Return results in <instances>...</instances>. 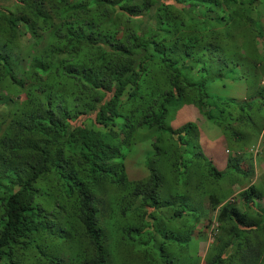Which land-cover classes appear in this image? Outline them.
Returning a JSON list of instances; mask_svg holds the SVG:
<instances>
[{"label":"trees","instance_id":"obj_1","mask_svg":"<svg viewBox=\"0 0 264 264\" xmlns=\"http://www.w3.org/2000/svg\"><path fill=\"white\" fill-rule=\"evenodd\" d=\"M227 76L247 78L250 101L206 92ZM261 79L264 0H0V264H106L120 232L141 264H172L169 244L193 264L210 212L203 264H264V174L231 196L264 126ZM181 105L221 131L237 155L226 171L195 124L170 127ZM142 142L147 174L131 180L125 158ZM70 220L89 249L73 258Z\"/></svg>","mask_w":264,"mask_h":264},{"label":"rangeland","instance_id":"obj_2","mask_svg":"<svg viewBox=\"0 0 264 264\" xmlns=\"http://www.w3.org/2000/svg\"><path fill=\"white\" fill-rule=\"evenodd\" d=\"M259 48L260 45L257 44V49L259 50ZM19 64H21L20 61ZM257 86H262L264 88V79H261L259 85ZM205 90L212 97L226 98L228 101H232L233 104L247 103L248 101H250V98L253 95V87L248 85L247 78L230 79L228 76L224 77L222 80H215L207 84ZM252 101L253 103L257 102L256 99H252ZM261 116L262 113L257 112V117L259 119L261 118ZM186 122L196 125L198 130V143L205 157L212 163V165L216 169L226 171L227 159L231 158L230 161L234 160L236 159L237 155L234 151L233 153L230 152L226 147L224 137L218 127H216L211 122L206 120L202 115H200L195 107L191 105H181L172 113L170 127L172 129H176ZM256 142L258 143L257 146H255L254 144L249 150H246L242 153V155H240V157H238L240 171H242L243 173L239 178V183L241 184L235 183V186L232 187L234 192L231 196H235L238 191L245 189L250 184L258 185L260 179L262 178L261 176L264 174V126H262V129L260 130ZM251 143L252 140L250 139L249 145ZM147 145V142L136 144L133 148V151L129 154V156L125 158V171L128 179L138 180L146 176L147 170L145 168V161L151 155V149ZM231 146L233 150H235L233 142H231ZM225 150H228L229 153L226 154ZM257 187H259L257 189L260 193H264V184L258 185ZM254 205L255 206L253 207L264 208V196L261 199L257 200ZM250 210L253 213L259 212L254 208H250ZM160 211L164 212L165 210L160 209ZM214 218L215 215L213 212H210L204 217L202 223L206 224V220H209V225L208 233L203 235V239L201 236L202 232L193 230V234L191 235L192 240L190 241L187 249V254L189 257H198L197 262H195L194 258L193 264H203V262L207 259L208 247L211 242L212 233L216 232V230L214 229ZM102 221L104 222L106 221V219L103 218ZM70 224H72L75 228L69 231L67 250L65 253V256L67 258H73L74 254L76 253L82 255L85 252H89L85 241H82L78 234V227L75 221L70 220ZM195 224L199 226L198 222ZM187 225H192L194 229V224L187 222ZM199 228H201V231L203 230L202 225H200ZM119 234L125 239L124 241H121L120 244L112 243L109 236H107L106 238L105 245L109 252V255H107L106 264H141V260L137 258V255H141L133 254L132 252L125 253V251H131V249H129L127 246V241L124 234H122L121 232ZM160 241L161 239L156 237V243H159ZM166 247V256L167 258L169 257L172 264H192L190 260H187V258H183L176 245L169 244ZM148 250L150 254L147 255L156 258L155 251L152 248ZM156 262L157 264H160L157 259Z\"/></svg>","mask_w":264,"mask_h":264},{"label":"clouds","instance_id":"obj_3","mask_svg":"<svg viewBox=\"0 0 264 264\" xmlns=\"http://www.w3.org/2000/svg\"><path fill=\"white\" fill-rule=\"evenodd\" d=\"M257 145H258V143L256 142V143H255V146H257ZM225 151H226V154L229 153L228 150H225ZM217 170L222 171V170H220V169H217Z\"/></svg>","mask_w":264,"mask_h":264}]
</instances>
